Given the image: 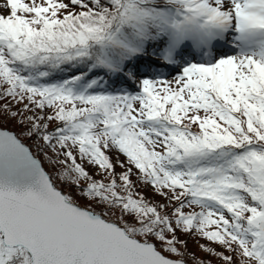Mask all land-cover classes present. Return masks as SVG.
<instances>
[{
	"label": "snow or ice",
	"instance_id": "6c2138e0",
	"mask_svg": "<svg viewBox=\"0 0 264 264\" xmlns=\"http://www.w3.org/2000/svg\"><path fill=\"white\" fill-rule=\"evenodd\" d=\"M0 264H264V0H0Z\"/></svg>",
	"mask_w": 264,
	"mask_h": 264
},
{
	"label": "trees",
	"instance_id": "16d2710c",
	"mask_svg": "<svg viewBox=\"0 0 264 264\" xmlns=\"http://www.w3.org/2000/svg\"><path fill=\"white\" fill-rule=\"evenodd\" d=\"M48 166L47 165H45V168H47ZM189 246H190V248H192L193 250H195V246L192 244V242L190 241L189 242Z\"/></svg>",
	"mask_w": 264,
	"mask_h": 264
}]
</instances>
